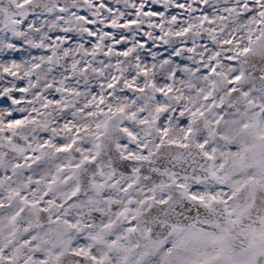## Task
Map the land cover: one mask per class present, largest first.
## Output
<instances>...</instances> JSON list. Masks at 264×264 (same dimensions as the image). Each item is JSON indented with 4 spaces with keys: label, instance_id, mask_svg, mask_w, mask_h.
I'll return each instance as SVG.
<instances>
[{
    "label": "snow or ice",
    "instance_id": "obj_1",
    "mask_svg": "<svg viewBox=\"0 0 264 264\" xmlns=\"http://www.w3.org/2000/svg\"><path fill=\"white\" fill-rule=\"evenodd\" d=\"M0 264H264V0H0Z\"/></svg>",
    "mask_w": 264,
    "mask_h": 264
}]
</instances>
